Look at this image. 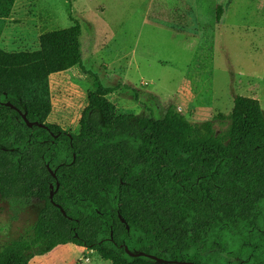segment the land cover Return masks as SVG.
Returning <instances> with one entry per match:
<instances>
[{
  "label": "trees",
  "instance_id": "1",
  "mask_svg": "<svg viewBox=\"0 0 264 264\" xmlns=\"http://www.w3.org/2000/svg\"><path fill=\"white\" fill-rule=\"evenodd\" d=\"M16 2L0 0V41ZM82 37L77 24L43 34L36 52L0 48V199L44 203L34 237L5 247L0 264H30L67 245L112 264H156L125 246L176 262L264 264L260 102L237 96L229 115L199 124L176 105L162 118L118 114L116 88L84 68ZM76 67L94 85L80 132L69 134L48 123L49 78ZM7 103L48 130L29 128Z\"/></svg>",
  "mask_w": 264,
  "mask_h": 264
},
{
  "label": "rangeland",
  "instance_id": "2",
  "mask_svg": "<svg viewBox=\"0 0 264 264\" xmlns=\"http://www.w3.org/2000/svg\"><path fill=\"white\" fill-rule=\"evenodd\" d=\"M72 2L17 0L0 48L9 54L36 52L43 34L79 24L84 68L106 87L116 88L110 100L118 114L162 118L169 106L176 105L199 124L229 115L237 96L258 100L264 110V0H179L164 16L165 23L143 22L136 13L131 16L134 22L120 23L107 10L102 17L108 28L96 17V0L74 5L79 14L81 6L90 9L84 17L73 14ZM220 6L223 15L218 19ZM127 11L118 13L116 20L127 18ZM88 19L91 27L84 21ZM123 25L125 32H118ZM112 33L118 38L114 42L107 38ZM93 85L80 67L52 75L48 123L78 134ZM43 207L37 199L28 205L0 199V252L15 241L34 237ZM30 264L112 263L94 251L67 245Z\"/></svg>",
  "mask_w": 264,
  "mask_h": 264
},
{
  "label": "crops",
  "instance_id": "3",
  "mask_svg": "<svg viewBox=\"0 0 264 264\" xmlns=\"http://www.w3.org/2000/svg\"><path fill=\"white\" fill-rule=\"evenodd\" d=\"M72 11L74 9V5L79 4L80 1L78 0H72ZM179 0H113L111 2H109L108 0H96V13H97V19H100V17L102 18V23L104 22L106 27L108 28L109 25L107 24L108 21L107 19L105 20L103 17H105L106 15V11L109 10L111 12V17L114 18L115 17V21H121L120 23H124L125 21L128 23H132L134 22V19L131 17L133 14H138L139 16H141V19L143 20V22H149L150 20L156 19L158 21H162L165 23L164 21V16L169 14L171 11L170 8H172ZM129 7H131V10L133 12H130ZM80 10V14L79 12H75L73 11V14L76 16H86L90 9H88L87 6H81L79 7ZM127 11V18H123V19H119L116 20V16L118 15V13L121 15V11L126 10ZM103 16V17H102ZM85 23H88V25L91 27L93 24L92 20H84ZM125 27L123 25V27H121L118 32H125ZM117 32V34H118ZM117 34H111L110 36H107L108 39L113 40V42L118 39L117 38Z\"/></svg>",
  "mask_w": 264,
  "mask_h": 264
},
{
  "label": "water",
  "instance_id": "4",
  "mask_svg": "<svg viewBox=\"0 0 264 264\" xmlns=\"http://www.w3.org/2000/svg\"><path fill=\"white\" fill-rule=\"evenodd\" d=\"M5 105L7 107L12 108L13 110L18 111L29 128H34L35 126H38V127L42 128V129L48 130V127L45 124H39L37 122H35V123L30 122L28 120L27 114H23L21 111H19L18 108L13 106L11 103H7ZM48 169H49L50 173L53 175V177L56 178V173L53 170H51L49 166H48ZM59 187H60V184L57 183V190L59 189ZM51 189H52V192H51L50 198H51L52 203H54V196H55L54 186H51ZM61 211L66 216L65 211L63 209H61ZM120 218H121V221L125 224L126 223L125 220L121 216H120ZM128 229H129V227H128ZM125 251L132 258H149V259L155 261L156 264H193V263H187V262H176V261L165 260V259L153 256V255H148V254H146L144 252H133L127 246H125Z\"/></svg>",
  "mask_w": 264,
  "mask_h": 264
},
{
  "label": "flooded vegetation",
  "instance_id": "5",
  "mask_svg": "<svg viewBox=\"0 0 264 264\" xmlns=\"http://www.w3.org/2000/svg\"><path fill=\"white\" fill-rule=\"evenodd\" d=\"M66 132V131H65Z\"/></svg>",
  "mask_w": 264,
  "mask_h": 264
}]
</instances>
